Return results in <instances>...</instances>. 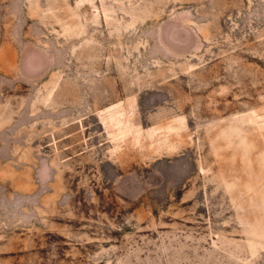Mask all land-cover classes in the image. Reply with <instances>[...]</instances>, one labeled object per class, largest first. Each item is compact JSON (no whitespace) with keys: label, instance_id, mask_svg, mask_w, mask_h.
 Masks as SVG:
<instances>
[{"label":"rangeland","instance_id":"obj_1","mask_svg":"<svg viewBox=\"0 0 264 264\" xmlns=\"http://www.w3.org/2000/svg\"><path fill=\"white\" fill-rule=\"evenodd\" d=\"M0 264H264V0H0Z\"/></svg>","mask_w":264,"mask_h":264}]
</instances>
